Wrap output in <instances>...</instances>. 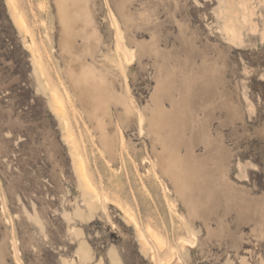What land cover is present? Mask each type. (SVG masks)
<instances>
[{
  "label": "rangeland",
  "instance_id": "rangeland-1",
  "mask_svg": "<svg viewBox=\"0 0 264 264\" xmlns=\"http://www.w3.org/2000/svg\"><path fill=\"white\" fill-rule=\"evenodd\" d=\"M7 1L0 0V264H153L114 205L98 203L94 214L86 207L91 195L53 111V89L100 193L113 198L105 186L113 182L141 222L151 218L170 241L178 230L194 241L177 248L182 262L173 264H264V0H107L123 43L135 50L131 67L115 51L104 0L81 3L67 38L54 0H16L37 53ZM226 21L239 31L234 42ZM91 64L105 78L106 127L111 135L118 128L138 172L126 150L118 170L106 168L87 135L96 126L92 88L72 75ZM128 97L146 117L144 136L121 104ZM146 157L190 225L168 208L160 181L146 180Z\"/></svg>",
  "mask_w": 264,
  "mask_h": 264
},
{
  "label": "bare ground",
  "instance_id": "bare-ground-1",
  "mask_svg": "<svg viewBox=\"0 0 264 264\" xmlns=\"http://www.w3.org/2000/svg\"><path fill=\"white\" fill-rule=\"evenodd\" d=\"M8 1L7 2L10 4V7L14 6V8L12 7L11 8L13 9L12 10L13 19H14L13 22L16 28L22 31V33L25 36L31 38V42L27 44V48L29 49V51L31 50V52L37 53L38 48L36 49L37 46L35 45L36 43L34 41L33 31L27 24L26 19L24 15L22 14V12H20V10L17 9L16 0H8ZM81 3H87V0H54L57 19H58L59 25L62 29V33L64 34L65 38L71 36L72 33H74L73 24L75 23V19L81 18V13H82L81 12L82 8H80ZM104 4L106 8L108 9L109 18H111V21H112L111 23L116 33L115 34L116 41L114 44L115 51L120 53L123 58L124 63L127 64L129 67H131L134 64L135 58H136L135 50L129 47L126 43H123L125 42L124 36H123L124 30L122 31V29L119 27V22L117 20V17L115 16L114 12L110 8L107 0H104ZM242 7L244 9L243 21L246 22V18H247L246 8L244 6ZM72 8H74V10ZM223 30L225 32V35L228 41L230 42H234V39L239 35V31L236 25L232 21H226L223 25ZM261 39L264 42V32L261 35ZM67 47L68 46L66 45V48ZM33 54L34 53H32V55ZM34 59H35V62L38 68L43 69L42 57L38 55V57L37 58L35 57ZM72 78L75 83L84 85V87H86L87 85L91 86L92 88V93L90 95V103H91V108H92L91 116L94 118L96 126H95V129H92L89 125L88 128H86V132H87V135L90 141L94 142V144H96L98 150L100 151L101 159L105 167L108 169H112L114 171L118 170L117 168L114 167V165L116 164L117 160L122 157L123 150H126L128 152V155H131V153H130V150H129L130 148L127 142H124L123 137L120 135L118 128L116 129V134L111 135L103 119L104 114L107 113L106 111L107 109H104L102 107V104L104 103L103 96L106 95L105 93L106 90L102 89L100 86L104 84L105 78L93 66V64L83 66V68L77 74L74 73L72 75ZM125 89L127 91V87H125ZM71 95L74 99H76L72 93ZM51 99H52L53 111L55 115L61 119L64 125V137L66 140L65 142H67L74 151L76 161H77L76 169H77L79 179L82 182L83 187L85 188L86 192L91 195V198L85 204L86 207L89 209V211H92L91 214H94L93 212L94 208L96 207V204L98 203L102 205L104 204L114 205L116 209L119 210L124 215L125 225L134 228L136 232V238L139 243L141 251L150 257L153 264H173L174 262L181 261L182 256L177 248L179 247L180 250H183V251L189 250V248H194V241L185 238L184 233H182L180 230L174 233V236L176 237L173 238L174 240L171 239L170 241L169 240L170 236H168L167 233L165 235V233L162 230L160 231L155 227L156 225L154 226L152 225L153 223L151 224V222L153 221L152 220L150 222L151 218L147 219V222H145V224L141 222L142 220H140V218H138L133 213L129 198L125 195L123 196V194L119 195L121 193L120 188L114 185L113 182H108L105 185L106 187H108V185L112 186V188L114 187L113 198H110L107 195H102L90 177V172L87 167L84 155L82 154V151L79 148L78 141L75 137L71 123L68 120L66 109H65V104L56 89L52 90ZM121 104L125 107L126 112H130L131 109L135 112L138 134L140 136H144L145 135V123H146V117L144 113L140 109L135 107L134 104H132V99L130 97H128L126 103L121 102ZM98 110L102 111V116L97 115ZM83 122L85 124H88V122L85 119ZM116 122L118 121L116 120ZM132 159H133L132 165L135 171L138 172L140 169V165L133 158V156H132ZM143 161L148 163V166L146 167V171L144 172L147 178L146 180L148 182H149V179H150V182L153 180L160 181V186L162 188L164 200L168 204V208L171 211H173L177 205H175V203L173 201H170L169 199L168 195L172 196V193L169 187L165 185V183H163L162 180L160 179L157 164L152 159H150V157L144 158ZM113 173L114 172L112 171V174ZM132 199L134 202H136V199L133 196H132ZM173 212L176 214L177 218L180 219L184 223V225L189 224L186 217L182 215L178 211V209H176V211L174 210ZM94 220H95V217H93L91 221H94ZM190 229H191L192 235L194 236L195 234H194L193 229L192 228ZM13 259H14V262L17 263L14 257Z\"/></svg>",
  "mask_w": 264,
  "mask_h": 264
}]
</instances>
